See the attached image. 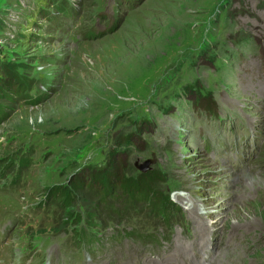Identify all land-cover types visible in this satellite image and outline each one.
Here are the masks:
<instances>
[{"label": "rangeland", "instance_id": "374dc122", "mask_svg": "<svg viewBox=\"0 0 264 264\" xmlns=\"http://www.w3.org/2000/svg\"><path fill=\"white\" fill-rule=\"evenodd\" d=\"M2 62L0 264H264V0H0ZM144 163L167 219L46 198Z\"/></svg>", "mask_w": 264, "mask_h": 264}, {"label": "trees", "instance_id": "16d2710c", "mask_svg": "<svg viewBox=\"0 0 264 264\" xmlns=\"http://www.w3.org/2000/svg\"><path fill=\"white\" fill-rule=\"evenodd\" d=\"M3 64L0 63V68L2 72L5 73V76H0V91L2 93L11 92L15 94V96H25L26 92H29L31 87L30 85H27V80L25 78H20V74L17 73V70L20 67L26 66L20 65L17 67L15 64ZM30 100L33 104L36 103V100H33L32 98ZM1 115H4V111L0 108V118H2ZM9 159L10 161L5 167L14 164L12 158ZM25 164L26 162L22 160L19 167H27ZM160 182H163L162 175L158 172L156 174L155 171H147L136 176H130L123 173L120 169L117 170L112 168L110 170L92 172L91 177L85 183L74 180L69 186L49 188L47 189L46 198H57L58 202L63 205L65 210H67L73 204L75 192L80 191L83 188H94V190H97L99 198H105L104 201L108 198L113 199L120 197L121 199L127 200V203L125 204L137 205V203H142L144 206L150 208L153 207V211L156 210L159 215L165 216L164 218L167 219L171 216L174 209L170 205L166 207L167 204L165 200L156 193V186ZM114 187L116 190L112 191V188ZM111 210L112 212H116V208ZM149 212L151 213L152 210H149ZM152 216L155 218L157 217V215ZM66 217L65 222L67 223L73 219L80 222L81 219L80 216L74 215V213H70L68 210ZM93 217L94 215L92 213H88V220Z\"/></svg>", "mask_w": 264, "mask_h": 264}, {"label": "water", "instance_id": "95a60500", "mask_svg": "<svg viewBox=\"0 0 264 264\" xmlns=\"http://www.w3.org/2000/svg\"><path fill=\"white\" fill-rule=\"evenodd\" d=\"M146 163H144L143 165H142V167H141V170H142V172H146Z\"/></svg>", "mask_w": 264, "mask_h": 264}, {"label": "bare ground", "instance_id": "6f19581e", "mask_svg": "<svg viewBox=\"0 0 264 264\" xmlns=\"http://www.w3.org/2000/svg\"><path fill=\"white\" fill-rule=\"evenodd\" d=\"M189 203V202H188ZM190 207L192 208V205H190ZM197 216V215H196ZM181 253V252H180ZM175 255V254H174ZM182 256V255H181ZM177 258V257H176Z\"/></svg>", "mask_w": 264, "mask_h": 264}]
</instances>
